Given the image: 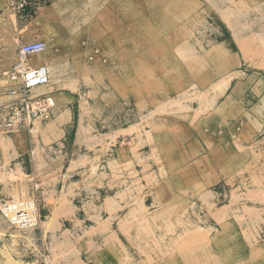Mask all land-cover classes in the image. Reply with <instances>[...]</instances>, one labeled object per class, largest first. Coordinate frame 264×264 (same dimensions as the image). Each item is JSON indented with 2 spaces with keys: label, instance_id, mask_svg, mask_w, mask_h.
<instances>
[{
  "label": "rangeland",
  "instance_id": "obj_1",
  "mask_svg": "<svg viewBox=\"0 0 264 264\" xmlns=\"http://www.w3.org/2000/svg\"><path fill=\"white\" fill-rule=\"evenodd\" d=\"M10 2L0 0V92L7 84L2 73L14 62L18 45L42 40L46 50L31 60L49 71L54 68L56 77L50 75L49 89L61 86L64 62L75 61L87 68L81 84L82 99L71 104L75 115L72 125L77 118L87 124L92 112L98 117L104 104L107 109L111 104L117 108L101 115L102 121L111 118L108 126L127 128V136L145 135L149 140L154 132L162 135L180 122L184 125L179 135L185 149L193 139L199 140L213 164L215 146L222 141L217 135L231 128L226 114L239 112L241 125L249 116H260L261 109L255 110L256 115L247 111L257 108L256 101L264 90V78L257 76L264 74V0H51L32 21L17 18ZM93 51L97 54L89 60ZM238 61L243 74L235 75ZM251 90L256 101L225 103L230 93ZM220 108L224 109L223 117ZM107 130L105 127L100 133L104 135ZM9 137L0 133L3 149ZM166 150L170 152L168 147ZM161 153L155 165L160 178L146 171L141 175L140 167L128 168L131 177L127 186L143 192L130 196L132 204H143L147 199L146 206L157 205L158 211L154 215L152 209L138 211L140 221L129 234L124 230L120 241L107 244L111 251L108 264H232V257L223 255L221 245L241 252L234 264H264V153H254L255 162L237 163L240 167L234 174L219 181L210 173L196 175L192 170L200 158L196 153H188L191 161L176 171V156ZM63 163H53L52 169ZM88 164L89 172L80 185V176L58 186L53 180L50 205L73 212L86 211L90 206L99 213L106 196L105 163L95 158ZM38 166L40 170L44 164L39 162ZM2 167L0 182L11 184L5 186L9 199H28L26 183L31 178L8 163ZM137 172L141 176H136ZM76 192L81 193L74 195ZM135 213L132 219H136ZM40 215V226L49 230V219L43 211ZM11 231L10 239L29 243L32 238L27 231ZM8 238L1 230L0 264L37 263L28 257L12 258ZM69 239L47 245L49 264H59L64 257L66 264H77L73 260L75 245ZM25 246L19 243L17 248ZM246 247L249 255L242 253Z\"/></svg>",
  "mask_w": 264,
  "mask_h": 264
},
{
  "label": "crops",
  "instance_id": "obj_2",
  "mask_svg": "<svg viewBox=\"0 0 264 264\" xmlns=\"http://www.w3.org/2000/svg\"><path fill=\"white\" fill-rule=\"evenodd\" d=\"M60 51L63 50L60 49ZM61 67L63 72L59 78L63 79L60 87L56 88L54 86L49 89V84L46 88L35 89V92L50 93L55 103V109L53 110V118L38 128L33 144H30L29 137L26 134L17 133L9 135V140L4 142V149L0 146V171L3 164L8 163L9 167L13 165L16 170H19L26 177H34L35 181L40 183L41 190L37 197L39 212L43 211L45 213V218L49 219L48 223L51 226L49 230H45L44 226H40L35 231H27L28 236L32 237L28 243L27 240L24 241L21 238L10 239L13 236L12 228L6 227V224L4 225L0 221V231L2 230L9 237L7 239L9 243L8 252L12 258L28 257L39 264L42 254L50 250V247L48 250L47 245L52 246L56 242L64 243L70 238L69 240L75 245L76 255L73 260L77 264H108L111 251L110 246H107V244L120 241V238L125 235L122 232L124 230L129 234L140 221L137 216H141V213L152 209L151 214L154 215L158 211L157 205L156 207L154 204L150 207L146 206L147 199L143 204H132L133 197L130 196H138L139 194L141 196L143 192L138 193V189L127 186L128 179L131 177L128 174L130 165L135 168L140 167L139 172L141 175H143V171H146L151 172L149 176L160 178V175L155 173V165L160 162L161 151L176 156L177 159L173 161L176 164L175 171L189 164L191 158L186 157V155L193 152L200 155L198 166L192 169L196 175L205 177L210 173L211 177L219 181L234 174L240 167L237 163L243 161L255 162L256 154L254 153H264V90L259 94L257 101V96L252 90L246 94L235 91L225 97V103L228 101L238 103L242 99L247 102L256 101L257 105L255 106L257 108L248 109L247 114L256 115L255 110L261 109L260 116H249L248 122H244L245 125L242 122L243 125H241L239 112L235 113L233 111L231 115L226 114L230 116L226 122L229 123L228 126L231 125V128L228 131L224 129L219 131L217 136L221 137L222 141L219 143L218 140L215 146V161L210 164L208 157H206L207 151L204 150L199 140L192 138L193 140L185 149L184 140L179 135L183 132L184 125L180 122H177L179 125L170 127L171 131L164 132L162 135L154 132L149 140L142 134V138L137 137V135L127 136L124 133L127 128L108 126L111 118L102 121V116L117 108V105L113 108L111 104V109H107V105L104 104V111L98 117L95 112H92V117H90L87 124L80 123V119L77 118V123L72 125L75 115L72 112L71 104L75 99H82L80 92L84 88L81 84L84 83V78H86L87 68L71 60L64 62ZM90 67L96 69L92 65ZM239 69L240 63L238 61L233 74H243ZM50 71V75L56 77L54 68H50ZM257 76L258 78H264V74ZM236 77L232 75V78ZM247 78L253 77L249 76ZM256 78L254 76V80ZM236 84L239 86L241 83L236 82ZM114 104L116 103L114 102ZM56 106H59L58 109H56ZM220 109L223 117L224 109ZM77 117H80V114ZM102 123H104L103 126ZM240 126H243L242 130ZM105 127L108 130L103 135L100 131ZM225 136L226 138H223ZM167 147L170 152L166 150ZM244 150H246V155ZM203 153H205L204 156ZM95 158H99L105 163L103 192L106 196L102 199L104 203L99 213L96 214V209L94 207L90 208V206L86 211L79 209L73 212L70 209H60L55 204L50 205L48 203L50 196H54L53 180L58 186L59 183L63 185L65 181L71 180L68 178L69 175H72L73 178L80 176L82 179L77 184H82L85 179H83L84 175L90 169L88 163ZM58 161L64 163L61 167H56L53 170L52 164ZM39 162L44 164L40 170L38 169ZM140 173L137 172L136 176H141ZM26 184L27 196H30L32 194V183L28 181ZM7 185L11 186L10 183L0 182V202L11 197L5 192V186ZM80 193L76 192L74 195H80ZM138 211L141 213H138ZM134 212H136V219L131 218ZM92 217L94 219H90ZM87 222L90 225H87ZM67 226H69V229ZM66 231L71 234L68 236L65 234ZM223 239L226 244L229 242L226 238ZM242 242L244 243V241ZM19 243H24L26 246L23 249H18ZM220 248L223 255L226 254L232 257V264L235 263L234 259L238 261L241 257V252L233 247L229 248L228 245H221ZM249 250V247H246L242 249V253L245 252L246 255H249ZM64 259L67 258L64 257ZM64 259L59 260V264H66L67 261H64ZM220 264H223L222 261Z\"/></svg>",
  "mask_w": 264,
  "mask_h": 264
},
{
  "label": "built area",
  "instance_id": "obj_3",
  "mask_svg": "<svg viewBox=\"0 0 264 264\" xmlns=\"http://www.w3.org/2000/svg\"><path fill=\"white\" fill-rule=\"evenodd\" d=\"M51 0H11L10 6L17 18L32 21L40 9L50 5ZM46 50L42 40L19 44L16 57L10 67L2 73L7 82L0 92V133L12 135L24 133L33 144L38 128L53 118L48 92H35L50 84V71L44 65H35L31 57ZM89 60L97 54L91 53ZM51 100V99H50ZM72 179L73 176L69 175ZM32 194L28 199L0 202V218L10 228L20 232L40 227L41 215L37 207L40 183L31 177ZM47 252L42 254L39 264H49Z\"/></svg>",
  "mask_w": 264,
  "mask_h": 264
}]
</instances>
